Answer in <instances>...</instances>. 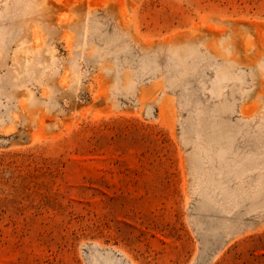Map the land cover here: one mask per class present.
<instances>
[{
    "label": "rangeland",
    "instance_id": "1",
    "mask_svg": "<svg viewBox=\"0 0 264 264\" xmlns=\"http://www.w3.org/2000/svg\"><path fill=\"white\" fill-rule=\"evenodd\" d=\"M0 264H264V0H0Z\"/></svg>",
    "mask_w": 264,
    "mask_h": 264
}]
</instances>
